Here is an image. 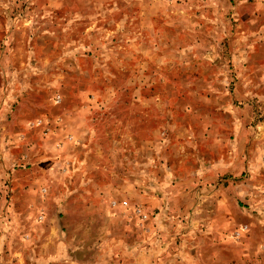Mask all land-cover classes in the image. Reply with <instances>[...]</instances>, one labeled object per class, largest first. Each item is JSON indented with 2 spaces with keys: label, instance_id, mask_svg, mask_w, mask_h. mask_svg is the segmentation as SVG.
<instances>
[{
  "label": "rangeland",
  "instance_id": "374dc122",
  "mask_svg": "<svg viewBox=\"0 0 264 264\" xmlns=\"http://www.w3.org/2000/svg\"><path fill=\"white\" fill-rule=\"evenodd\" d=\"M0 264H264V0H0Z\"/></svg>",
  "mask_w": 264,
  "mask_h": 264
}]
</instances>
